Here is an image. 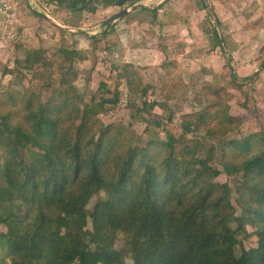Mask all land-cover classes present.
<instances>
[{"label": "rangeland", "instance_id": "obj_1", "mask_svg": "<svg viewBox=\"0 0 264 264\" xmlns=\"http://www.w3.org/2000/svg\"><path fill=\"white\" fill-rule=\"evenodd\" d=\"M44 2L47 4V0ZM146 2L143 7L147 12L143 7L133 11L135 5L128 2L124 9L131 12L114 19L104 17L109 18L106 25L87 27L79 16L70 24L80 29L73 28L69 33L51 31L54 24L35 6L37 9H30L41 17L38 26L22 22L13 33L1 31V143L6 138L11 142L20 138L21 130L29 129L37 120L33 116L43 110V105L55 104L73 106L81 117L93 112L88 117L95 130L98 128V135L104 127L111 129L109 125H125L129 137L134 138L133 145L151 142L155 152L160 151V142L171 136L180 138L176 147L180 150L187 145L191 154L185 163L195 169L202 165L191 159H206L213 154L210 149L220 143L193 123L201 121L200 113H205L202 121L210 119L212 124L223 126L227 125L221 121L228 114L227 128L232 127L226 134L228 140L264 131V0H169L166 7V0ZM113 23L118 26L109 28L102 40L104 27ZM87 31L91 34L87 35ZM93 35L99 37L92 38ZM190 123L192 130L186 132ZM63 125L60 128L66 129L74 122L66 119ZM20 147L25 153L29 149L44 153L33 145ZM6 150L5 144H0V161ZM36 157L29 160L33 165L21 169L22 180L38 181L49 173L33 168ZM213 159L208 165L219 172L212 175L213 171L205 178L216 184L208 198L207 215L215 219L230 217L228 226L237 232L239 241L234 250L240 255L243 248L258 246V231L264 229V202L245 209L247 195L241 197L239 192L244 173L229 174L222 163L226 159L241 163L237 153H216ZM18 182L21 187L22 181ZM224 185L230 187V197L223 196ZM38 197L42 198L41 193ZM187 198L190 200L189 195ZM98 203L106 204L104 208L109 213L112 206L122 214L124 209L123 215L132 210L103 185L89 188L66 215L76 220L84 214L80 237L98 234L105 239L106 247L122 254L123 264H132L131 249L137 239L134 223L130 226L121 222L117 228L111 216L94 220ZM8 204L4 202L0 207L6 217L5 222H0V239L2 235L12 238L15 233L33 237L39 212L31 220H13ZM200 207V199L194 197L191 209ZM70 225L76 231L75 223ZM67 231V226L61 228L64 238ZM0 260L6 264L29 262L24 254H15L10 244L2 247L1 242Z\"/></svg>", "mask_w": 264, "mask_h": 264}, {"label": "trees", "instance_id": "obj_2", "mask_svg": "<svg viewBox=\"0 0 264 264\" xmlns=\"http://www.w3.org/2000/svg\"><path fill=\"white\" fill-rule=\"evenodd\" d=\"M109 28L113 26L100 35L102 40ZM95 37L99 36H92ZM26 61L30 62V57ZM233 80H238L236 75ZM42 107L33 116L37 120L29 129L21 130L20 138L14 142L6 138L2 143L0 139V144L7 148L0 161V207L9 202L10 218L23 222L33 219L37 211L40 214H37L39 223L33 229V237L20 233L12 238L2 235V247L10 244L15 254L26 256L27 264H120V261L123 264L122 254L106 247L105 239L98 234L86 239L80 237L83 225L80 220L84 214L76 220L66 215L89 188L105 185L112 196L125 201L132 210H126L123 215L124 209L122 214L118 207L112 206L109 213L104 208L106 204L98 203L94 220L98 216H111L117 228L121 222L130 226L134 223L137 239L131 249L132 264H264V229L258 231V246L243 248L236 255L234 246L239 241L237 232L228 226L230 217L215 219L207 215L208 198L216 184L209 181V185L205 180L211 172L214 171L212 175L219 172L208 165L216 153L223 156L237 153L241 163L228 159L222 163L229 174L244 173L239 192L241 197L247 195L245 209L264 202V131L228 140L226 134L232 130L227 128L230 126L226 121L228 114L221 121L227 125L223 126L212 124L210 119L202 121L205 113H200L201 121L193 123L220 143L210 149L213 154L206 159H191L194 164L202 165L195 169L194 165L185 163L191 154L187 145L180 150L176 147L180 138L171 136L166 142H160V151L155 152L151 142L133 145L134 138L129 137L125 125H109L111 129L104 127L98 135V128L96 131L88 117L93 112L81 117L73 106ZM66 119L74 125L61 129ZM191 124L186 126V132L192 130ZM63 137H66L64 141ZM21 145L36 146L44 153L36 154L30 149L25 153ZM36 155L33 168L49 173L38 181L22 180L21 169L33 165L29 160ZM18 179L22 181L21 187ZM221 187L223 196L230 197V187ZM40 193L42 198L38 197ZM194 197L200 199L199 209H191ZM198 211L201 212L198 214ZM5 218L0 209V222H5ZM74 223L76 231L70 225ZM63 226L68 228L65 238L61 235ZM0 264L6 263L0 260Z\"/></svg>", "mask_w": 264, "mask_h": 264}, {"label": "crops", "instance_id": "obj_3", "mask_svg": "<svg viewBox=\"0 0 264 264\" xmlns=\"http://www.w3.org/2000/svg\"><path fill=\"white\" fill-rule=\"evenodd\" d=\"M146 1L147 0H47L46 4L44 0H16L18 6L22 11V22H25L28 26L31 22L36 23L37 26L39 25L41 19L40 15H37L36 13L32 12V9H30V7L37 9L35 8L36 6L38 7V12H42V15L48 21H51L54 24L55 28L51 31H62L64 33H69L70 30H73V28L80 29L79 26L70 24L73 23L74 20L78 19L79 16L83 17L82 24L87 27H96L100 24L106 25L107 21H109V18L104 20V17H114L119 11L122 10V8H125V6L127 5L126 3L132 2L135 5L133 11L136 10L137 12H139L142 7L147 4ZM168 2L169 0H166L165 7L169 5ZM46 5H49V8H47ZM42 9H44L45 11H43ZM143 10V12H147V9H144V7ZM103 20L104 22H102ZM114 22H116V20ZM114 25L115 24L113 23V25L111 26ZM108 26L109 25L105 26L103 31L107 29ZM115 26L117 27L118 25L116 24ZM88 34H91L90 31H87V35ZM1 45L3 44L0 41V48Z\"/></svg>", "mask_w": 264, "mask_h": 264}, {"label": "built area", "instance_id": "obj_4", "mask_svg": "<svg viewBox=\"0 0 264 264\" xmlns=\"http://www.w3.org/2000/svg\"><path fill=\"white\" fill-rule=\"evenodd\" d=\"M21 23L22 11L16 0H0V32L13 33Z\"/></svg>", "mask_w": 264, "mask_h": 264}, {"label": "water", "instance_id": "obj_5", "mask_svg": "<svg viewBox=\"0 0 264 264\" xmlns=\"http://www.w3.org/2000/svg\"><path fill=\"white\" fill-rule=\"evenodd\" d=\"M127 12H128V10H127V9H124V10H122L120 13H118L117 15H115V17H113V19H114V18H119V17H121L122 15H125Z\"/></svg>", "mask_w": 264, "mask_h": 264}]
</instances>
